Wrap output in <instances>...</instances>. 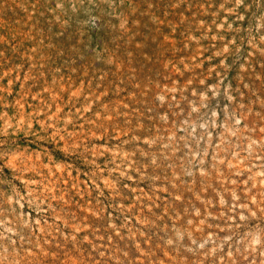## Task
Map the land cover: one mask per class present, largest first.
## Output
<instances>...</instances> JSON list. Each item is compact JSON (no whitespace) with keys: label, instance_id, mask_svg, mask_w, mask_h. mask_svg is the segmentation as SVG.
Masks as SVG:
<instances>
[{"label":"rangeland","instance_id":"obj_1","mask_svg":"<svg viewBox=\"0 0 264 264\" xmlns=\"http://www.w3.org/2000/svg\"><path fill=\"white\" fill-rule=\"evenodd\" d=\"M0 264H264V0H0Z\"/></svg>","mask_w":264,"mask_h":264}]
</instances>
